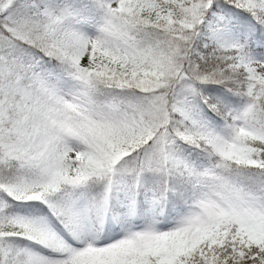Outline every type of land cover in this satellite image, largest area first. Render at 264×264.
<instances>
[{
    "label": "snow or ice",
    "instance_id": "snow-or-ice-1",
    "mask_svg": "<svg viewBox=\"0 0 264 264\" xmlns=\"http://www.w3.org/2000/svg\"><path fill=\"white\" fill-rule=\"evenodd\" d=\"M0 264H264V0H0Z\"/></svg>",
    "mask_w": 264,
    "mask_h": 264
}]
</instances>
